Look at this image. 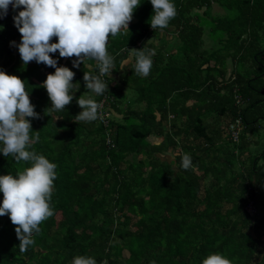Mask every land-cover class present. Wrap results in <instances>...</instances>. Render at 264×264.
Instances as JSON below:
<instances>
[{
  "label": "trees",
  "instance_id": "1",
  "mask_svg": "<svg viewBox=\"0 0 264 264\" xmlns=\"http://www.w3.org/2000/svg\"><path fill=\"white\" fill-rule=\"evenodd\" d=\"M173 3L176 16L167 28H151L153 6L140 0L130 31L109 38L116 64L111 77L102 78L109 91L92 94L106 101L110 118L122 116L108 126L75 122L82 111L76 101L87 89L82 73L71 68L72 58L63 65L76 73L73 83L80 89L65 110L45 115L51 102L43 77L32 75L29 64L10 66L12 42L22 39L13 17L23 9H12L0 22L1 69L9 67L7 74L25 81L41 117L29 118L33 132L41 131L32 150L57 165L55 214L26 252L19 250L9 216L0 217V264H72L76 256L93 257L97 264H202L215 253L233 264H264V145L251 153L247 136L255 137L252 127L264 120V0ZM213 5L225 14L208 17ZM204 34L213 46L203 47ZM145 43L155 51L150 75L119 73L129 54L116 53L140 50ZM225 59L235 61L231 76ZM125 88L137 94L134 102L144 103L143 110L124 108L121 96L109 93ZM238 113L244 128L236 144L221 124ZM185 153L193 165L188 170L181 167ZM28 166L0 153V175ZM248 200L254 217L244 211Z\"/></svg>",
  "mask_w": 264,
  "mask_h": 264
},
{
  "label": "clouds",
  "instance_id": "2",
  "mask_svg": "<svg viewBox=\"0 0 264 264\" xmlns=\"http://www.w3.org/2000/svg\"><path fill=\"white\" fill-rule=\"evenodd\" d=\"M150 3L153 6L148 22L151 28H167L176 16L173 0H150ZM140 5V0H0V18L7 15L9 6L14 10L23 9L13 17L22 39L19 45L12 42L18 47L23 64L35 61L55 69L41 85L51 101L45 115L65 110L80 89L79 83H73L76 73L66 66H58V60L53 59L52 54L58 52L61 58H72L73 67L83 64L84 70L87 69L83 76L87 91L76 101L82 111L75 116V122L98 119L103 105L92 94L99 96L109 91V85L102 78L111 77L116 67L115 57L108 51L109 38L130 31L129 24ZM54 38L58 42L53 43ZM147 44L140 50L127 47L116 53L129 54L120 61V70L132 64L134 55V75H150L155 51ZM88 61L96 62L98 74H93V66ZM29 118L41 117L30 100L25 81L0 70V153L13 157L18 164H30L15 175H0V193L3 194L0 217L9 216L15 226L21 253L34 245V234H39L40 226L55 214L51 201L57 165L32 150L40 140L41 131L33 132ZM192 166L190 154L185 153L181 167L188 170ZM72 264H97V261L89 256H76ZM202 264L233 262L215 253Z\"/></svg>",
  "mask_w": 264,
  "mask_h": 264
},
{
  "label": "crops",
  "instance_id": "3",
  "mask_svg": "<svg viewBox=\"0 0 264 264\" xmlns=\"http://www.w3.org/2000/svg\"><path fill=\"white\" fill-rule=\"evenodd\" d=\"M213 6H216V5H213ZM213 6H212V7H213ZM218 8L220 9V11L218 12V10H216L217 12H214L213 14H214V15H217V14L222 15V14H224V12L222 11L223 9H221L220 7H218ZM211 9H212V8H211ZM1 30H2V27H0V32H1ZM208 41H210L209 38H208ZM14 42H15V45H19V43L21 42V39H20V38H17V39L14 40ZM146 43H147V42H146ZM146 43H145V44H146ZM208 45H211V44H208ZM11 47H12V49L14 50L13 52H14V55H15V56H14L13 60H11V64H10V66L13 65L14 63H17L20 67H22L23 62H22V60H21V58H20L18 47H17V46H14L13 43H12ZM52 57H53V59H57V60H58V66H64L63 63H64L65 61H67L68 59L70 60V58H61V57H59V53H58V52L55 53V54H52ZM134 60H135V56L133 55V57H132V64H130V65H129L128 67H126L125 69L120 70L119 73L122 74L123 72H127V73L133 72V68H134V64H135ZM69 63H70L71 68H72V66H73V60H72V61L70 60ZM87 63L90 64V65H92V66H95V63H96V62H95V61H88ZM1 65H2V63H0V70H3V71H5V72L7 73V71L9 70V67H6V68H4V69H3V68L1 69ZM29 66H30V69H32V72H31L32 75L40 76V78L43 77V81H42V83L46 80L47 75L50 74V73H52V71L55 70L54 68L48 67V66H46V65H44V64H37L35 61L30 62V63H29ZM74 68H75V67H74ZM75 70H76L77 72L79 71V72L82 73V75L84 76V71L87 70V69L84 70V65L81 64V66H80L79 68H75ZM227 70H228V74H230V76L233 75L234 71L236 70L234 59H232V60L229 59V60H228V63H227ZM112 74H113V72H112ZM112 74H111V75H112ZM121 74H119L118 76H120ZM38 80H39V79H38ZM34 81H36V80H34ZM116 81H117V80H112V81H111V82H113L114 87H115V85H116ZM45 92L47 93L46 89H45ZM83 94H85V93H82L81 95H83ZM75 96H76V93H75ZM120 96H121V94H120ZM120 96H119V97H120ZM238 96H239V95H238ZM235 97H236V95L234 96V99H235ZM239 98H240V103L238 104V106H240V108H242V106H244V104H243V100H242V98H241L240 96H239ZM135 99H137V96H132L131 98H129V99L127 100V103H129V100H135ZM49 102H51V101H49ZM127 103H126L125 105H127ZM192 103H193V101L189 102V104H192ZM123 107L125 108V106H123ZM48 108H49V107H48ZM112 117H114V118H118V119H121V118H122V116L119 115V114H113ZM240 117H241V116H240ZM234 118H235V117H228V118H226V119L222 122L221 126H223V127H222L223 130L227 131V125H228V124H229ZM110 119H112V118H110ZM241 119H242V118H241ZM41 121H43V118H42ZM54 121H55V122H54L55 124L59 123V122H60L59 116L55 117V120H54ZM257 125H258V124H257ZM242 128H244V126H243ZM242 131H243V129H242ZM242 131H241V132H242ZM247 136H248V137L250 136L251 144H252V145H255V144H253V143H255L254 141H256V138L253 137V135H251V134H248ZM259 142H260V141H257V143H259ZM260 144H262V143L260 142ZM243 159H244L245 161H248V153H245V154L243 155Z\"/></svg>",
  "mask_w": 264,
  "mask_h": 264
},
{
  "label": "rangeland",
  "instance_id": "4",
  "mask_svg": "<svg viewBox=\"0 0 264 264\" xmlns=\"http://www.w3.org/2000/svg\"><path fill=\"white\" fill-rule=\"evenodd\" d=\"M216 10H218V12L220 11V9L218 8L217 5L216 6H213L212 9H210L209 11H207L208 17L209 16L219 17V16H222L223 15V14L222 15H220V14L214 15L213 13L214 12H217ZM211 26L214 27L213 26V23L211 24ZM152 41H154V40L152 39L150 42H152ZM203 41H204L203 47H208V44H211V46H213V43L211 41H208L207 34H204ZM154 44H155L156 47H158L160 45V41L159 40H155V43ZM170 44H172V43H170ZM228 60L229 59H225L226 66H227ZM123 91L124 92L121 94V97L119 99V101L122 103V105H124L125 107H129V108H140V110H143L144 109V103H135L134 100L133 101L132 100H129V103L127 105H125L127 103V100L129 98H131L132 96H137V94H135V92H133L132 90L127 89V88H125ZM109 93H111L112 96L114 95L115 96L114 98H116V95L120 96V89H115L114 91L110 90ZM111 118H113L117 122L122 121L121 119H118V118H116V119L114 117H111ZM132 121H133L132 119H128V122L129 123H131ZM251 132L254 133V136L256 138V141H260L262 144H259V143H257L256 145H252L251 144L249 146V149L248 150L251 153H259L262 150V147L261 146L264 145V120L258 121V125L252 127ZM150 138L153 139L154 137L151 136ZM172 153H173V155H176L177 152L176 151H173ZM166 159L167 160H170L171 158H170V156L167 155L166 156ZM124 255L126 256L127 253L124 252Z\"/></svg>",
  "mask_w": 264,
  "mask_h": 264
},
{
  "label": "built area",
  "instance_id": "5",
  "mask_svg": "<svg viewBox=\"0 0 264 264\" xmlns=\"http://www.w3.org/2000/svg\"><path fill=\"white\" fill-rule=\"evenodd\" d=\"M236 104L240 103L239 96L235 97ZM100 103H102L103 107L99 110V117L97 119L98 122L101 124H104V126H108L110 122V113L108 112L107 103L105 100H102ZM237 116L227 125V132L230 135L232 141H234L236 144L239 142V137L242 131V119L240 116ZM244 211L246 214L250 217H254L257 213L254 204L251 200H248L244 206Z\"/></svg>",
  "mask_w": 264,
  "mask_h": 264
},
{
  "label": "water",
  "instance_id": "6",
  "mask_svg": "<svg viewBox=\"0 0 264 264\" xmlns=\"http://www.w3.org/2000/svg\"><path fill=\"white\" fill-rule=\"evenodd\" d=\"M12 9H13L12 6H9V10H8L7 15L5 17H3V18H0V22L6 20L8 18V16H9L10 12L12 11Z\"/></svg>",
  "mask_w": 264,
  "mask_h": 264
}]
</instances>
